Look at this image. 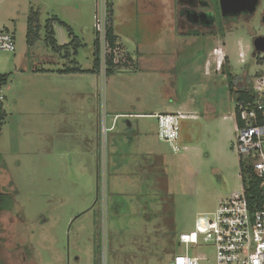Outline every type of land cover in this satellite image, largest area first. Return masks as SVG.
I'll list each match as a JSON object with an SVG mask.
<instances>
[{
    "label": "rangeland",
    "instance_id": "obj_1",
    "mask_svg": "<svg viewBox=\"0 0 264 264\" xmlns=\"http://www.w3.org/2000/svg\"><path fill=\"white\" fill-rule=\"evenodd\" d=\"M67 3L0 0V29L16 40L15 52L0 51V74L9 76L0 138L7 194L0 211V264H169L186 251L179 235L199 233L202 218L213 217L221 201L243 190L238 103L222 70L206 76L203 67L222 44V65L228 57L236 85L254 84L264 75V54L253 55L252 36L264 33V24L258 14L252 22L224 26L222 40L181 35L169 31V7L163 10L167 17H151V6L163 9L154 0H113L122 16L114 51L120 69L107 76L111 49L97 18L106 13V27L114 26L116 15L109 19L107 0L81 9ZM33 9L42 23L57 14L78 31L84 45L75 60L46 47L44 30L29 46ZM97 36L100 73L55 71L92 69ZM142 48L146 57L140 60L136 51ZM190 99L200 118L180 121L175 150L160 139L158 119L147 114ZM189 251L213 255L212 248Z\"/></svg>",
    "mask_w": 264,
    "mask_h": 264
},
{
    "label": "built area",
    "instance_id": "obj_2",
    "mask_svg": "<svg viewBox=\"0 0 264 264\" xmlns=\"http://www.w3.org/2000/svg\"><path fill=\"white\" fill-rule=\"evenodd\" d=\"M105 20L106 13L100 14L97 27L107 42ZM0 51H16L15 36L7 30H0ZM215 51L222 53L221 49ZM252 89L256 95L254 101L238 102L236 147L240 161L253 162L256 175L264 184V75L256 79ZM0 100H4L1 85ZM157 117L160 139L180 150L175 142L179 138L181 114H159ZM239 119L243 125L239 124ZM201 222L199 233L183 232L179 235V244L186 246V251L177 254L169 264H264V206L251 210L245 186L242 192H234L221 201L213 217L202 218ZM190 248H212V258L192 254Z\"/></svg>",
    "mask_w": 264,
    "mask_h": 264
},
{
    "label": "trees",
    "instance_id": "obj_3",
    "mask_svg": "<svg viewBox=\"0 0 264 264\" xmlns=\"http://www.w3.org/2000/svg\"><path fill=\"white\" fill-rule=\"evenodd\" d=\"M216 4L217 10H219V0H214ZM106 7H108L110 16L109 19L113 18L114 16V9H113V0H107ZM110 19V20H111ZM52 21H55V18L47 20L46 24L43 25L40 19V13L38 11L32 10L29 19H28V33H27V42L29 46L35 45L41 39V32L42 30L45 31L46 41L48 44L52 46L54 50H58L59 46L57 41L54 39V31L52 29ZM64 24V23H63ZM68 28L70 35H72V41L69 45L63 46L65 50H69L71 47L76 50L80 46V39L74 35L72 28L65 24ZM221 30L224 34V27L221 26ZM98 35V34H97ZM106 41L111 49L110 54L106 56L105 60V75L109 76L120 69V64L116 62V56L114 51L118 48V36L115 32V28L113 26V22H109L107 25V32H106ZM95 59H94V67L90 70H85L80 67H73L65 70H61L63 73H82V72H92V73H100L101 66H102V58L100 52V39L97 36L95 41ZM68 55V53H66ZM229 58L225 57V62L221 66L222 73L226 75V79L228 82V87L230 89L231 97L238 102L246 101L252 102L255 100L256 95L253 92V84L248 86H244L239 88L236 85V76L232 74L229 64ZM9 81L8 75L0 74V85L5 86ZM7 118V112L4 108V100H0V138L2 136V130ZM239 124L243 125L241 120L239 119ZM241 165V174L243 177V184L246 187V196L249 203V206L252 211L262 208L264 206V184L263 181L256 175L255 172V164L253 162L246 163L244 161H240ZM6 198L7 194L3 191L1 180H0V211L4 210L6 207Z\"/></svg>",
    "mask_w": 264,
    "mask_h": 264
},
{
    "label": "crops",
    "instance_id": "obj_4",
    "mask_svg": "<svg viewBox=\"0 0 264 264\" xmlns=\"http://www.w3.org/2000/svg\"><path fill=\"white\" fill-rule=\"evenodd\" d=\"M65 1L70 3V4H72V6L68 5L67 7H70V8L72 7V8H76V9L77 8L78 9H81V8H94L96 5H98V0H65ZM145 1H150V3L153 4V0H145ZM155 1H156L155 4L160 6V8H163V9H162V11L160 9L159 10H153L152 6L151 7L149 6L150 9L153 11V13H151L152 14L151 17H153L154 15H156L158 17L166 16V14L163 13V10L164 9H168V7H169L170 11L173 14V17H171L170 15H168L170 17L166 16L167 17L166 23L170 24V27H169V28H171V30H169L170 32L175 33L177 31V33L181 34V35H189V34H191V32H192V34L194 32H198L199 34H201V33L207 34L209 37L218 38L220 36L221 40H222L223 32H222L221 28H220V30L216 28L217 22H215L212 26H210L209 23H206V22H203V23H198L197 22V23L193 24V26H189V27H186V28L178 27L176 25V10L179 7L178 3L176 4V8H175V2H177V0H171L170 3H169V6H167V7L165 6V5H167L165 2L168 1V0H154V2ZM56 2H61V0H56ZM144 4L145 3L143 2V6H144ZM179 5L181 6L182 4L179 3ZM184 5L185 6H189L190 4L189 3H185ZM90 11H91V13L95 12V10H90ZM114 16H115V24H114L115 32L119 36V39L121 40L120 36L122 34V30H121V27L119 25V22L122 19V16H118L116 12H114ZM53 18H55V21H52L53 22L52 23V29L54 31V39L57 41V44H58L59 48H58V50H54L52 48L51 51L53 53L57 54V55H61V53H62L63 55L66 56L65 58H73V57H75L74 58V60H75L77 58L78 54H79V50H80L81 46L84 45L83 41H82V38L77 36L76 33L78 31L75 28H73L71 25H69L63 19H61L57 14L52 15V17H49L48 19H46V22H47V20L53 19ZM40 19H41V13H40ZM41 22H42V20H41ZM46 22L45 23L43 22L42 24L45 25ZM65 24L69 25L72 28L74 35L77 36L80 39V46L76 50H74L72 47L69 50H65L63 48H60V47L69 45L71 43V41H72V38H73L72 35H70V32H69L68 28H66L67 30H64L65 29L64 28V29H61L60 32L58 31L59 26L63 27V26H65ZM180 29H182V31H179ZM0 30H7L8 31V29H0ZM44 42H45L46 47H49V48L52 47L46 41V36H44ZM35 45L30 46V47H35ZM94 45H95V43H94ZM94 45H93V48L91 49V52L93 53V56H94V59H95ZM221 48H222V44L219 45V46H215L212 49V51H210L208 53V56H207V59H206V64L203 67V70L205 71L204 74L206 76H212V75L218 73V71L221 69L222 62H221L220 65H219L218 62L222 60V55L223 54L219 53V51H215V49H221ZM143 51L145 52L144 48H142L141 51H139V50L136 51L138 53V56H140V60H143L146 57V54H144ZM66 53H68V55H66ZM52 57H51V60H52ZM44 60L48 61V57H45ZM215 62H216L217 66H216L215 69H212L213 68V63H215ZM93 67H94V65H93ZM44 70H49V69H44ZM56 70H58L59 72H62L61 70H63V69H55V71ZM88 70H90V69H88ZM82 73H84V72H82ZM194 102L195 101L193 99H190L188 101H183L182 100V101L178 102L179 104L177 105V107L173 106V105H169V104H164L163 109L156 110V111H154L152 113H149L147 115L155 117V118L158 119L157 115H159V114H170V113H179L180 114L182 112H184V113L185 112H189L188 116L187 115H183V116L181 115L180 121H181L182 124L185 123V121H187V120H198L200 118V114H199V112L196 113V110L193 109V107H195L194 106ZM190 105H191V109H190ZM207 110H210V113L212 114L210 117L214 118L215 115H216V114H214L215 109L213 107H209ZM158 125H159V120H158ZM184 140L186 141V139H184ZM184 149H186V147H184Z\"/></svg>",
    "mask_w": 264,
    "mask_h": 264
},
{
    "label": "flooded vegetation",
    "instance_id": "obj_5",
    "mask_svg": "<svg viewBox=\"0 0 264 264\" xmlns=\"http://www.w3.org/2000/svg\"><path fill=\"white\" fill-rule=\"evenodd\" d=\"M178 9L176 10V24L178 27H189L193 26L195 23H209L212 26L215 22L219 23L221 26H226L231 23H235V21L245 20L247 22H252L256 19L259 14L261 22L264 24V0H260L258 9L255 13H242L239 15H229L223 17L220 10L219 4V12L220 16H218L216 4L214 0H177ZM179 3L182 5L180 6ZM185 3H189V6H185ZM219 17V18H218ZM258 36H264V33H257L253 37L254 39ZM253 55H254V43L252 46ZM181 118V117H180ZM180 122V121H179Z\"/></svg>",
    "mask_w": 264,
    "mask_h": 264
},
{
    "label": "water",
    "instance_id": "obj_6",
    "mask_svg": "<svg viewBox=\"0 0 264 264\" xmlns=\"http://www.w3.org/2000/svg\"><path fill=\"white\" fill-rule=\"evenodd\" d=\"M260 0H219L223 17L239 15L242 13L253 14L257 11ZM254 54H264V36L254 39Z\"/></svg>",
    "mask_w": 264,
    "mask_h": 264
}]
</instances>
